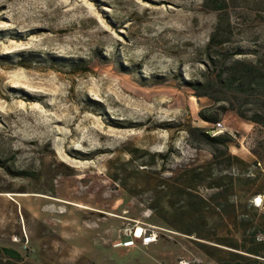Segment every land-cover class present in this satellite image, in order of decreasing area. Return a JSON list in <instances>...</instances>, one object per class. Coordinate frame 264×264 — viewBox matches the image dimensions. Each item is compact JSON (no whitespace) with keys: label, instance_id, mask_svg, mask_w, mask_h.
Wrapping results in <instances>:
<instances>
[{"label":"rangeland","instance_id":"rangeland-1","mask_svg":"<svg viewBox=\"0 0 264 264\" xmlns=\"http://www.w3.org/2000/svg\"><path fill=\"white\" fill-rule=\"evenodd\" d=\"M213 7L0 0L1 246L36 264H219L264 233L255 104L188 84L237 47H264V0H227L233 36L210 58ZM218 105L229 108L216 130L199 112ZM186 124L231 134L232 158Z\"/></svg>","mask_w":264,"mask_h":264},{"label":"trees","instance_id":"trees-1","mask_svg":"<svg viewBox=\"0 0 264 264\" xmlns=\"http://www.w3.org/2000/svg\"><path fill=\"white\" fill-rule=\"evenodd\" d=\"M213 8L219 12L218 20L214 26L213 32L210 36L209 42L206 46V52L210 58L215 48L227 41H230L233 36V25L226 22L223 17L225 11V4L227 0H210ZM256 49L250 51L237 47L233 50L227 51L224 61L220 64H215L212 75L204 81H189L188 84L198 91H201L199 96L213 97V93L224 95L227 100L231 101L232 96L239 98L244 96L247 100H252L255 104L254 114L249 117L252 121L264 124V47L261 44L256 45ZM241 55L242 57H239ZM232 106H234L232 104ZM217 111L212 112L210 109H202L199 112L201 118L209 122H218L221 118V113L226 112L229 107L227 105H218L215 107ZM241 116L247 117L245 111L239 110ZM186 126V127H185ZM186 130L201 141L210 143L214 150V158L218 159L222 156H227L229 159L232 155L229 153V145L234 141V138L229 133H221L213 135L210 130L202 127H195L191 124L184 125ZM168 150L165 153L158 154L164 158L170 155ZM238 158V157H235ZM190 169H184L182 177L184 180H195V176L189 177L187 175ZM179 182V179H176ZM219 186V185H216ZM190 185L185 184V189H181L188 195H193L189 191ZM262 233V236L259 237ZM220 244H223L219 242ZM231 249H221L225 256L218 259L219 264H264V233L256 228L251 237V244L244 246L234 245ZM235 249V250H233ZM209 253V251H208ZM0 256L9 257L16 261H0V264H36L24 261L22 253L12 247L0 245ZM262 260V261H261Z\"/></svg>","mask_w":264,"mask_h":264},{"label":"built area","instance_id":"built-area-1","mask_svg":"<svg viewBox=\"0 0 264 264\" xmlns=\"http://www.w3.org/2000/svg\"><path fill=\"white\" fill-rule=\"evenodd\" d=\"M215 124L217 125L216 130H217V129H221V128L223 127V123H222V121H218V122L215 123ZM212 134H215V132L212 133Z\"/></svg>","mask_w":264,"mask_h":264},{"label":"crops","instance_id":"crops-1","mask_svg":"<svg viewBox=\"0 0 264 264\" xmlns=\"http://www.w3.org/2000/svg\"><path fill=\"white\" fill-rule=\"evenodd\" d=\"M17 250H18V249H17ZM4 260H5V261H6V260L16 261V260H14V259H12V258H9V257H5ZM25 260H27V259H24V261H25Z\"/></svg>","mask_w":264,"mask_h":264}]
</instances>
